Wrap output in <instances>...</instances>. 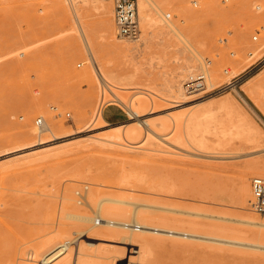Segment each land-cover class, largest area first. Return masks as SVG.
<instances>
[{"label": "rangeland", "instance_id": "374dc122", "mask_svg": "<svg viewBox=\"0 0 264 264\" xmlns=\"http://www.w3.org/2000/svg\"><path fill=\"white\" fill-rule=\"evenodd\" d=\"M62 1L0 0V52L2 44L5 52V57H0V138L12 136L14 125L25 121L35 126L34 119L39 115L45 120H61L65 128L57 136L37 129L28 139L0 146V264H36L27 258L26 251H35L37 242L53 233L48 230L57 228L66 230L69 238L79 234L77 244L71 242L70 246L84 253L88 263L83 264H264V227L242 220L247 213L264 218L250 206V178L255 174L247 166L264 158V93L258 89L250 96L246 90L252 82L264 85V0H163V11L169 18L181 28L187 23L193 38L205 43L204 57H199L202 62L210 58L208 67L220 69L214 85L188 87L189 96L181 98L167 92L168 82L190 61L177 56L171 40L156 43L148 57L123 60L109 42L129 39L110 34L108 42L104 37L108 19L115 31L113 11L105 12L95 2L76 8L77 17L90 30L95 48L108 65L129 76L120 92L126 98L152 97V101L147 100L145 117L155 122L167 118L172 125V116H188L191 108L197 113L213 111L209 120L212 133L207 135L205 147L176 139L171 125L163 131L177 143L170 144L179 148L177 155L102 140L98 143L100 139L90 138V133L106 136L130 125L132 118L118 106L101 104V85L95 77L97 62L88 56L72 4ZM138 20L142 32L139 13ZM239 34H244V48L235 44ZM209 48L222 54L208 55ZM237 51L241 59L231 70L229 63ZM88 70L95 84L85 80ZM186 76L185 72L182 82ZM35 100L46 103L42 112L25 105ZM81 106L87 109L86 123L79 122L77 109ZM243 117L262 131L258 142L214 134ZM135 140L149 142L145 135ZM241 172L249 176L245 205L240 197ZM84 185L85 198L79 203L75 190ZM65 195H70L71 206ZM101 196L146 201L148 206L146 202L141 204L145 211L140 210L141 205L137 207L146 223L199 235L139 230L130 233L124 228H119L115 236L101 235L97 231L114 227L101 225L102 220L81 221L65 214L77 207L82 213L97 216L96 201ZM103 204L102 214L116 217L105 206L111 203ZM134 205L123 204L129 212L117 218L131 221ZM129 233L133 242H139L136 234L144 235V254L134 252V245L123 243L128 238L121 235Z\"/></svg>", "mask_w": 264, "mask_h": 264}, {"label": "bare ground", "instance_id": "6f19581e", "mask_svg": "<svg viewBox=\"0 0 264 264\" xmlns=\"http://www.w3.org/2000/svg\"><path fill=\"white\" fill-rule=\"evenodd\" d=\"M59 1H62V0H59ZM66 1L70 2L74 8V14H75L74 21L76 23L77 29L82 35V39L84 40L88 56L90 57L91 60L93 59L95 63L97 62L96 65H97L98 73L96 74L95 77L101 85V91H100L101 92V100H100L101 104H104L102 102H107L108 104L118 106L124 109L128 114H130L129 118H132L130 125L125 124L123 127H120L118 130L110 134H107L106 136L104 135L100 136V135L95 134L97 132H95L94 134L90 133V138H95V140L100 139L98 141L102 140L103 142H110L113 144L116 143L122 146L139 148V149L147 150V151H161L168 155L180 154V152L177 151L178 147L177 148L174 147L175 145L177 146V143L169 139L167 137V134L163 132L167 130L169 126L171 125L169 119L165 118V119H161L158 122H155L153 121V119L144 116L146 115L145 109L147 107V102L149 100L152 101V97L149 96L148 99L143 98V97L126 98L124 94L120 92L119 89L125 87L124 85H123L124 87L121 85L124 83L126 79L128 80L129 76L125 72H123L122 69L108 65V62L104 58V55L102 54V52L98 51V47L95 48L93 36L91 32H89L90 30L88 31L87 28L85 27V24H83L81 20H79V17H77L76 8H79L81 4H85L87 2H95V4H98L97 6L102 8L105 12H112L113 6L111 4V0H66ZM62 6H65V3ZM214 6L219 11H222L215 4ZM137 7H138L139 18L141 19V25H142V32L140 34V37L137 39L139 40L141 38L140 42L135 43V41L137 40L130 41L131 39L126 40V41L121 40L118 42H109L108 41L109 35L116 34V28L114 31L113 22L111 19L110 20L108 19L105 25V28L103 30L104 37L112 45V48L116 56H119L123 60H127L130 62L138 61L141 58L148 57V55L152 53V50L154 49L156 43L163 42L164 44L165 41L171 40L172 44L175 46L177 56L179 57L182 56L185 59L189 60L190 62L187 65H185V67L179 69L176 73H174L171 76L168 82L170 91L168 90L167 92L168 93L172 92L175 97L181 98V97L189 96V93H188L189 91L188 92L186 91L188 87H191V88L200 87V89H203V88L214 85V83L218 80L220 76V69L215 66H213L212 68L208 67L207 63L209 62L211 63L210 58L205 61L203 60L204 62H202V60L199 58V57H204L203 55L205 53L204 50H206L205 43L204 42L201 43V41H197L196 39L193 38L192 33H189L188 31L187 23H185V26L181 28L172 19L167 18L166 12L163 11V8H165L163 0H137ZM243 35L244 34H239L236 36L235 44L238 45L237 48H244L245 46H247V43H245L246 41ZM255 48L256 46H253V49ZM2 50H4V44H2V47H1L0 57L1 56L5 57V52H3ZM207 54L215 57L222 53L220 50L209 48V50L207 51ZM196 58H199V62L197 63H195ZM240 59H241V55L239 54V52L238 51L236 53L233 52V59L231 60V63H229L230 65L229 68H231L232 70V67H234L240 61ZM185 72L187 73V76H186L187 79L185 82L187 84L189 83L188 86L184 84L185 82H182ZM84 74H82V76ZM84 77H85V80L87 79L89 81H92L94 84L96 83L94 80L95 78L93 77V74L89 72V70L86 71V74L84 75ZM199 78H201V80H198ZM103 87H105L106 90H104ZM258 89H260L261 92L264 93V85H262L261 81L252 82L246 88L250 96L254 94V92ZM241 96L244 98L243 95ZM244 100L246 101L245 98ZM25 105H27V107H30L31 110H34L36 112H42L46 103L42 100L41 101L35 100V101L26 102ZM190 111L191 113L185 117H176V116L173 117L172 116L171 117V120H172L171 129H174L176 139L178 140L184 139L197 146L205 147L206 144H208L207 142L209 140L207 135L212 133L209 120L212 119L213 111L205 110L203 112L197 113L198 110L193 109V108H191L189 112ZM77 113L80 116L79 122L86 123L87 118H88L87 109L81 106L77 109ZM101 113H102V117L104 118V120H106L103 112ZM45 121H46V126L44 130L51 131V133L55 136H57L58 132L65 129L64 122L61 120H53V118L51 117V119L46 118ZM14 127L16 129H15V133L12 136H8L7 138L6 137L0 138V146L9 141H16V140L25 139V138L28 139L32 137L34 135V132L35 131L37 132V129H38L36 126H29V121H25L24 123H21L19 125H14ZM220 130H221L220 132H217L214 134L222 136V137L236 136V137H240L252 143L258 142L259 139L262 138V135H261L262 131L246 117H243V120L237 119L236 122H232L230 125L225 124ZM42 131L38 130V132L40 133ZM141 135H145L146 139H149V142L147 143L137 142L135 139L140 137ZM91 140L94 141L93 139ZM102 141L98 143H102ZM170 144H173L174 146ZM247 166L249 169L252 170L251 171L252 174L264 175V158L255 159L249 162ZM259 167H261V170L259 169ZM240 180L243 183L240 187V191H241L240 197H241L243 205H245L247 201L248 191H249V176L245 172H241ZM64 197H65L66 202L71 206L70 195H65ZM92 199L93 198H91V200ZM135 201H137L138 203ZM96 202H97V209L95 213L97 216H91L89 214L82 213L80 209L77 207H72L69 211H66L65 214L68 217L75 218L81 221L91 220L93 222L95 221V223H99V221L97 222V219H99V220H102L101 225L103 226L108 225V226L114 227V228H105V229H101L97 231V233L101 235H104L107 233L111 236H115L120 233L121 230H119V228L129 229L130 233H132V231L134 230H139L141 232H151V233H162L163 231L164 232L166 231L167 233L176 232V234L178 233V235L179 233L187 234V235L188 234L195 235L197 233V232L195 233L194 231L193 233H188L186 231H179L177 230V228L176 229L169 228V227L165 228L164 225L159 226V224L155 225V224L146 223L141 217L142 213L137 208L138 205H141L145 203L146 201H141L140 199L133 201L131 199H126L122 197L101 196L100 198L97 199ZM104 202L111 203L105 206L107 209L110 210L109 213L111 212L110 214L116 217L107 218L106 216L102 214V208L104 206L103 204ZM129 203L136 204L134 205L135 209H133V211L130 212L132 213L131 221H124L120 218H117L118 215H121L120 217H124L123 213L129 212L123 206V204H129ZM153 204H151L150 206L152 207ZM141 206L142 207H140V210L145 211V207L143 205ZM145 206H148L147 202ZM141 208H144V209H141ZM246 216H247L246 218L243 217L244 219H242L246 221V223H254L258 225L259 227H264V218H260L252 213H247ZM48 232H53V233L48 235L44 240L43 239L41 241L39 240L38 241L39 243L37 242V248L35 251H33L32 249H29L26 251L27 256H28L27 258L36 261V264H83L84 263L85 261L83 257L84 253L76 248L73 251L71 250V246H70L71 242H74L75 244H77L79 234L77 236L69 238L66 230L62 228H57L55 230L50 229L48 230ZM71 232L75 233L76 230H73ZM80 233L85 234L84 230H81ZM130 233L127 235H123V234L121 235L122 237L128 238V241H124L123 243H126V245H130V246L134 245L135 246L133 250L134 252H137V253L142 252L144 254L146 238L142 234H136L135 236L137 239H139V242L138 241L133 242L132 235ZM197 234L199 235V233ZM209 237L210 236H208V238ZM213 238L211 239L213 240ZM224 239H226V237ZM123 240H121V242ZM249 242H252V241H249ZM87 243L92 245L94 242L87 241ZM260 246L261 244L257 247L261 248ZM85 262L88 263L87 260ZM21 264H32V263L25 262Z\"/></svg>", "mask_w": 264, "mask_h": 264}, {"label": "built area", "instance_id": "2783aa9c", "mask_svg": "<svg viewBox=\"0 0 264 264\" xmlns=\"http://www.w3.org/2000/svg\"><path fill=\"white\" fill-rule=\"evenodd\" d=\"M195 3L196 1H194V4ZM113 15L116 34L118 36L131 40H137L140 37L141 27L138 20L137 0H113ZM169 16V14L166 15L167 18H169ZM256 37L257 36L254 35V38ZM198 80H201V78ZM53 109L56 108L53 107ZM57 114L60 115L61 113L58 112ZM126 114L130 116L127 112ZM65 116L70 118V113L66 112ZM34 123L38 130L41 131L44 130L46 126L45 118L42 115L37 116L34 119ZM86 188L87 185H84L82 189L75 190L79 203L83 202L85 198ZM250 190V206L257 213L264 214V175H253L250 178ZM98 221L99 219H97V222Z\"/></svg>", "mask_w": 264, "mask_h": 264}]
</instances>
